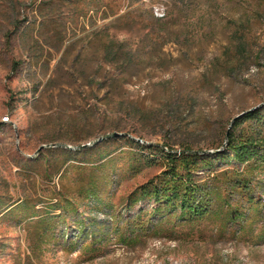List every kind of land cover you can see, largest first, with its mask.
<instances>
[{
	"label": "rangeland",
	"instance_id": "1",
	"mask_svg": "<svg viewBox=\"0 0 264 264\" xmlns=\"http://www.w3.org/2000/svg\"><path fill=\"white\" fill-rule=\"evenodd\" d=\"M151 18L171 20L170 38ZM107 39L129 45L127 70L105 63ZM254 111L264 115V0H0V264H264V171L201 168L197 182L226 171L250 182L258 205L237 190L230 201L244 213L232 223L153 218L139 229L153 205L126 209L164 170L133 144L146 158L212 156ZM27 204L45 220L24 219ZM95 223L113 228L87 248Z\"/></svg>",
	"mask_w": 264,
	"mask_h": 264
},
{
	"label": "trees",
	"instance_id": "2",
	"mask_svg": "<svg viewBox=\"0 0 264 264\" xmlns=\"http://www.w3.org/2000/svg\"><path fill=\"white\" fill-rule=\"evenodd\" d=\"M211 4H214V2ZM104 19H107V17L104 16ZM151 23L158 27L166 38H170L169 27L172 25L171 20L162 21L160 19L151 18ZM238 46L239 48H243L240 43H238ZM101 47L105 63L120 65L124 70L129 68L132 61V54L127 42H116L113 39H107L102 43ZM246 123H248L250 127L249 132L238 135ZM263 125L264 115L259 111L247 113L241 118L240 122L227 133L228 137L225 151L212 156L204 154L199 155L189 149H185L179 153L171 151L163 152L162 150L156 156L151 153L149 155L150 157L146 158L144 157V153L149 148L141 147L138 143L133 144L136 149L142 151L140 157L144 159V164L149 166L156 165L160 162L164 164V170L159 175L148 180L145 185L131 193L127 199V210L140 202L153 205V209H151L149 213H141V211H139L136 221L143 220L142 223L136 222L140 223L139 229L142 228L141 225H143L144 222H151L153 218L160 222L158 224L161 225H164L163 221L167 224H176L178 222L191 224L209 216H218L220 219L225 220L224 222L227 224L238 221L243 216L244 210L239 209L236 205H232L230 198L237 190L248 193L246 190L249 189L248 185L250 182L243 179L244 175L242 176L238 172H231L229 175L226 171L224 174L221 173V175L224 176L227 174L224 179L222 178L224 182H220L218 179L220 178L218 177L219 175H215L211 178L208 177L209 182L202 183L197 182L196 177L202 176L200 175L203 171L201 168L213 174V172L216 171L214 162L234 167L246 165L248 170L253 169L254 171L259 170L263 172L264 136L261 137L256 133H251V130H254V126ZM222 187H225L229 191V197L224 193L222 194L223 191H220ZM83 194L87 199H93L97 203L96 208H98V202L100 203V201H98V190L96 188L90 187V189L84 191ZM246 199L250 206L258 205L251 193L247 194ZM100 205L105 208L107 207L106 203L101 202ZM63 206H65L62 208L66 214L71 213L74 215L73 217H79L77 210L74 209V205L65 202ZM16 207H14V209ZM22 208L21 214L24 216V219L35 218L38 222L40 219H42V221L45 220L43 219L45 216H42L41 212L35 213V209L31 208L28 204L24 205ZM110 209L112 210L111 207ZM11 210L8 212L11 213ZM84 224V221H82L78 224V227L83 229L85 226ZM94 226H96L98 230L101 229L99 234L91 233L90 235H85L87 234L86 232L82 233L83 238L90 239L87 248H93V246L99 242L108 240L111 229L113 228L111 224L105 223H95ZM118 230L119 227H116L115 231L118 232ZM113 234L117 233L115 232ZM62 236L63 238L67 237L64 233H62ZM64 241L65 244L73 245V243L66 240V238Z\"/></svg>",
	"mask_w": 264,
	"mask_h": 264
},
{
	"label": "built area",
	"instance_id": "3",
	"mask_svg": "<svg viewBox=\"0 0 264 264\" xmlns=\"http://www.w3.org/2000/svg\"><path fill=\"white\" fill-rule=\"evenodd\" d=\"M155 15L158 17V18H164L165 17V12L163 10H159V9H156L155 10ZM179 153V152H178Z\"/></svg>",
	"mask_w": 264,
	"mask_h": 264
},
{
	"label": "water",
	"instance_id": "4",
	"mask_svg": "<svg viewBox=\"0 0 264 264\" xmlns=\"http://www.w3.org/2000/svg\"><path fill=\"white\" fill-rule=\"evenodd\" d=\"M227 137H228V134H227Z\"/></svg>",
	"mask_w": 264,
	"mask_h": 264
}]
</instances>
